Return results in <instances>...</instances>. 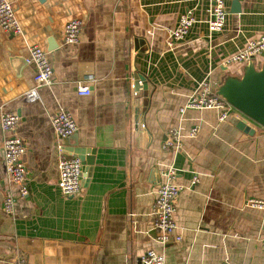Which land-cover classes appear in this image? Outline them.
Here are the masks:
<instances>
[{"label":"crops","instance_id":"obj_1","mask_svg":"<svg viewBox=\"0 0 264 264\" xmlns=\"http://www.w3.org/2000/svg\"><path fill=\"white\" fill-rule=\"evenodd\" d=\"M10 1L23 33L0 26V113L20 116L14 132L26 148L29 194L4 210L16 191L0 125V264H140L148 249L164 253L166 264H264V211L244 205L264 197V128L241 130L231 120L236 111L224 121L215 109L179 111L203 80L215 87L242 74L245 62H223L264 33V0H225V26L215 33L209 0ZM185 12L196 22L170 46ZM72 18L82 26L79 40L67 43ZM33 45L47 52L53 75L40 99L26 102L37 70L28 61ZM254 61L263 64L264 53ZM80 84L91 94L80 95ZM60 109L78 127L62 139L50 120ZM192 127L197 135L187 137ZM174 128L182 147L165 149ZM75 149L93 164L82 160L83 189L66 196L59 159ZM168 166L183 186L175 211L182 238L162 245L152 204Z\"/></svg>","mask_w":264,"mask_h":264},{"label":"built area","instance_id":"obj_2","mask_svg":"<svg viewBox=\"0 0 264 264\" xmlns=\"http://www.w3.org/2000/svg\"><path fill=\"white\" fill-rule=\"evenodd\" d=\"M211 3L209 18L207 20L208 29L211 33L221 31L225 26L227 9L225 0H209ZM196 22L192 12L180 14L178 25L171 31L169 45L174 41L183 40L193 23ZM0 26L14 35L20 36L23 29L16 17L13 3L10 0H0ZM82 21L79 18H72L65 26L67 43H76L79 40ZM264 53V33L251 39L247 45L231 55L223 64L229 65L234 62H245L255 60L256 57ZM29 62L36 66L34 74V85L25 93L26 102H35L40 99L39 89L42 86L51 84L53 68L47 52L39 45L29 48ZM91 88L85 85L78 86L80 95H90ZM215 109L218 111V120L224 121L232 112H237L238 117L243 116L233 106H231L222 96L213 91L210 80H203L197 90L193 92L188 100L179 108L181 114L187 110ZM233 110V111H232ZM244 118V116H243ZM246 119V118H245ZM51 125L59 139L66 138L77 132V123L72 114L66 109H60L51 116ZM247 120V124L256 129L260 127L252 120ZM20 121V116L15 112L3 110L0 113V125L4 132L3 155L9 182L14 186L15 194H9L4 199V210L13 211L15 197H27L29 194V177L24 154L25 145L20 136L14 131ZM264 128V127H263ZM198 128L192 127L187 133V137L197 135ZM183 134L178 129L170 131V138L164 143L165 149H181ZM84 178L83 162L78 156L61 155L59 159L58 185L66 196H73L81 193L82 181ZM195 177L193 183L197 182ZM183 186L177 182V170L173 166H168L163 172V180L159 184L155 200L152 204V214L154 216L155 239L162 245H167L171 241H180L181 235L176 234L178 224L175 218L177 200ZM245 207L264 211V197H250L245 203ZM261 246L264 249V236L260 238ZM16 264H31L21 258ZM140 264H166L164 253L148 249L142 256Z\"/></svg>","mask_w":264,"mask_h":264},{"label":"water","instance_id":"obj_3","mask_svg":"<svg viewBox=\"0 0 264 264\" xmlns=\"http://www.w3.org/2000/svg\"><path fill=\"white\" fill-rule=\"evenodd\" d=\"M140 79L143 80L141 77ZM134 86L138 88L137 79ZM213 91L244 116L242 120L236 116L231 119L241 130L247 133L254 132L246 119L264 127V63L259 66L254 60L249 61L241 75H227L220 85L213 87ZM84 154V149H75L73 152L74 156L85 160L91 166L93 157L90 155L84 157Z\"/></svg>","mask_w":264,"mask_h":264}]
</instances>
